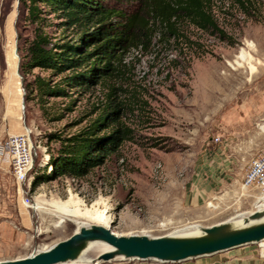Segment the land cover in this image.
Wrapping results in <instances>:
<instances>
[{
  "label": "rangeland",
  "instance_id": "rangeland-1",
  "mask_svg": "<svg viewBox=\"0 0 264 264\" xmlns=\"http://www.w3.org/2000/svg\"><path fill=\"white\" fill-rule=\"evenodd\" d=\"M212 13L230 42L184 22L178 40L156 37L149 49L126 52L125 76L112 82L124 91L114 98H109L111 82H103L83 96L70 92L69 99H51L45 118L34 101L23 105L25 82L17 71L18 34L30 37L31 27L25 26L19 0H0V141L27 127L37 147L28 176L30 207L23 204L8 163L0 166V260L44 250L80 225H102L35 210L37 202L54 209L53 203L73 200L91 207L99 201L96 207L111 220L102 226L118 234H176L256 210L262 191L243 188L242 177L264 149V0H253L246 9L216 0ZM111 101L128 107L122 121L132 138L87 176L58 177L32 188L35 176L49 172L46 159L60 147L49 135L77 133ZM54 117L62 118L50 120ZM263 248L249 244L187 262L264 264ZM98 254L95 247L85 256ZM139 262L161 264L137 259L98 264Z\"/></svg>",
  "mask_w": 264,
  "mask_h": 264
},
{
  "label": "trees",
  "instance_id": "trees-1",
  "mask_svg": "<svg viewBox=\"0 0 264 264\" xmlns=\"http://www.w3.org/2000/svg\"><path fill=\"white\" fill-rule=\"evenodd\" d=\"M216 0H19L30 26V37L18 34L19 72L24 77V101H34L49 118L51 99L83 96L93 86L109 85L112 99L121 87L113 81L125 76L123 58L133 48L149 49L153 40H178L185 22L230 42L212 13ZM226 1V0H224ZM243 9L253 0H227ZM20 19V18H19ZM47 72L34 73V70ZM32 75L31 80L27 79ZM114 98V97H113ZM74 103L75 100H69ZM128 107L111 101L87 127L58 139L49 172L37 175L32 188L58 177L83 178L105 163L133 131L123 121ZM54 117L50 120H58ZM46 171V170H44Z\"/></svg>",
  "mask_w": 264,
  "mask_h": 264
},
{
  "label": "water",
  "instance_id": "water-1",
  "mask_svg": "<svg viewBox=\"0 0 264 264\" xmlns=\"http://www.w3.org/2000/svg\"><path fill=\"white\" fill-rule=\"evenodd\" d=\"M18 57L17 71L20 75V56ZM262 240L264 209L252 211L242 218L240 224L224 219L209 225H200L198 233L187 235L118 234L110 227L91 224L79 226L71 235L44 250L34 251L19 258L0 260V264H66L77 260L93 242H103L111 247L97 256L96 264L135 259L177 263L260 243Z\"/></svg>",
  "mask_w": 264,
  "mask_h": 264
},
{
  "label": "built area",
  "instance_id": "built-area-1",
  "mask_svg": "<svg viewBox=\"0 0 264 264\" xmlns=\"http://www.w3.org/2000/svg\"><path fill=\"white\" fill-rule=\"evenodd\" d=\"M219 140V137L216 138ZM37 147L35 146L31 131L25 127L24 131L17 134H10L6 139L0 141V166L3 162L8 163L16 182L20 185L23 194V204L27 207L32 205L29 196L30 181L28 176L31 173ZM48 163V158L46 159ZM52 169L50 166L49 171ZM242 187L245 189L256 187L264 193V149L251 160L249 168L242 177Z\"/></svg>",
  "mask_w": 264,
  "mask_h": 264
},
{
  "label": "bare ground",
  "instance_id": "bare-ground-1",
  "mask_svg": "<svg viewBox=\"0 0 264 264\" xmlns=\"http://www.w3.org/2000/svg\"><path fill=\"white\" fill-rule=\"evenodd\" d=\"M248 45L250 47H253V45L250 43ZM239 58L243 59L244 57L241 55ZM235 64L240 65L239 62H235ZM250 70L252 71L253 68L250 67ZM260 194L262 196L259 197L257 202H256V209H264V193L262 192ZM98 203H99V201L95 202L91 207H85V206L83 207L80 204V202L71 200V201L62 202V203H53L52 207H54V209H51V208H46L43 203L37 202L34 205V209L39 210V211H47V212L50 211V213H56L57 212L58 214H62L65 217V219H67V220L72 219L73 221H76L78 219H86V220H89V221H92V222H95L98 224H102L104 226H108L110 221H111L110 217L106 215L105 211L96 207V205ZM250 213L251 212H242V213H239V214H237L233 217H230L228 219H229V221H233L237 224H240L242 222V218L244 216H247ZM169 223H161L160 225L166 226ZM199 230H200V225L195 224V225L187 226V227H184V228L178 230L175 235H177V234H184V235L185 234L186 235L187 234H196L199 232ZM96 244H98V245H96ZM260 245L264 247V240L260 241ZM95 247H96V249L99 250V254L111 249L110 246H108L107 244H105L103 242H93V243H90L88 245V247L85 249L83 254L77 260L68 262L66 264H96L97 259H91V258L85 256V253L87 250L93 249ZM263 254H264V248H263Z\"/></svg>",
  "mask_w": 264,
  "mask_h": 264
},
{
  "label": "crops",
  "instance_id": "crops-1",
  "mask_svg": "<svg viewBox=\"0 0 264 264\" xmlns=\"http://www.w3.org/2000/svg\"><path fill=\"white\" fill-rule=\"evenodd\" d=\"M187 261L177 262V263H161V264H195V263H190V262H187ZM135 264H145V263H140L139 262V263H135ZM196 264H199V263H196Z\"/></svg>",
  "mask_w": 264,
  "mask_h": 264
}]
</instances>
